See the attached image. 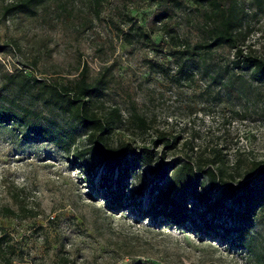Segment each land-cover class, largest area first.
I'll list each match as a JSON object with an SVG mask.
<instances>
[{
	"label": "rangeland",
	"instance_id": "obj_1",
	"mask_svg": "<svg viewBox=\"0 0 264 264\" xmlns=\"http://www.w3.org/2000/svg\"><path fill=\"white\" fill-rule=\"evenodd\" d=\"M14 1L0 0V92L52 116L66 149L0 122V209L19 216L0 217L12 264H264V208L237 230V218L214 215L220 185L212 189L207 174L219 177L221 168L235 187L253 164H264V78L234 69L228 46L195 50L211 25L208 7L191 0H43L32 14L5 16ZM238 2L244 54L264 58V0ZM133 24L151 41L135 35ZM83 69L89 82L101 79L98 114L121 112L109 144L153 151L174 170L153 183V164H141L120 209L109 208L97 175L74 160L85 132L42 104L44 86L69 85ZM87 159L103 174L97 156ZM186 164L197 182L186 196L190 217L178 225L148 217L152 207L181 200ZM206 224L214 225L209 233Z\"/></svg>",
	"mask_w": 264,
	"mask_h": 264
},
{
	"label": "trees",
	"instance_id": "obj_2",
	"mask_svg": "<svg viewBox=\"0 0 264 264\" xmlns=\"http://www.w3.org/2000/svg\"><path fill=\"white\" fill-rule=\"evenodd\" d=\"M196 6L208 7L205 16L211 25L207 31V37L203 44L195 48L196 51H211L218 47L228 46L233 52L231 65L234 69L247 67L252 70L254 77L264 78V58L252 54H244L242 43L245 39L244 12L238 0H229L227 3L222 0H191ZM43 0H16L4 8V15L14 13L32 14L37 5ZM131 29L134 34L150 42V38L139 26L133 24ZM36 83L40 84L36 80ZM101 79L89 82L86 78V70H81L77 79L69 85L44 86L48 92L42 99L44 107L50 111H58L67 116L75 125L81 128L86 135L85 145L74 150V160L79 161L81 167L86 169V173L94 176L101 184V190L108 199L109 208L120 209L127 202V180L131 174L140 167L141 164L151 165L152 182L159 183L168 177L174 170L172 166L162 165L155 161L156 154L153 151L142 149L135 152L127 144L112 146L109 144L111 134L116 124L122 123V115L118 108H111L104 115L100 116L96 109L94 100L102 91ZM134 119L143 130H147L148 122L140 117ZM0 122L13 124L23 130L28 135L47 139L59 149L64 147L63 137L57 132L61 127L52 116H43L42 113L35 112L31 108L16 104L14 101L3 96L0 92ZM62 129V128H61ZM88 156H97L103 170V174H97L88 162ZM215 163V161H211ZM264 164L257 162L247 172L244 181L233 186L232 183L223 178V170L219 168L218 177L211 170H207L210 187L215 189L220 185L221 198L216 203L214 215L226 212L230 218H237L239 227H245V223L253 220L259 209L264 208ZM201 172V167H198ZM185 178L179 180L181 200L170 201V205L161 208L152 207L147 212L148 217L161 218L178 225L189 218L187 214L188 206L186 196L195 191L197 182L196 172L190 164H186L179 169ZM229 179L233 175L228 174ZM210 197L202 196L201 202L206 205ZM229 203L231 208L226 205ZM0 217L18 218L13 210L9 208L0 209ZM211 224H206L205 228L213 230ZM231 224L225 229L230 230ZM9 237H0V264H12L11 253L13 247L8 244ZM238 245L245 246L239 242Z\"/></svg>",
	"mask_w": 264,
	"mask_h": 264
}]
</instances>
